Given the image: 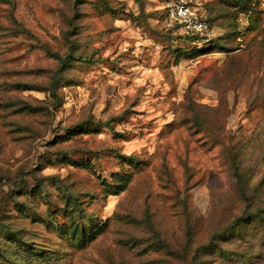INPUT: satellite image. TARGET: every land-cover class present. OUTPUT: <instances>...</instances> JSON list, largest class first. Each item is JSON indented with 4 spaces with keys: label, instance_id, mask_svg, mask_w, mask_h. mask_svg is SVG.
Here are the masks:
<instances>
[{
    "label": "rangeland",
    "instance_id": "obj_1",
    "mask_svg": "<svg viewBox=\"0 0 264 264\" xmlns=\"http://www.w3.org/2000/svg\"><path fill=\"white\" fill-rule=\"evenodd\" d=\"M169 1L0 0V264H264V0Z\"/></svg>",
    "mask_w": 264,
    "mask_h": 264
},
{
    "label": "built area",
    "instance_id": "obj_2",
    "mask_svg": "<svg viewBox=\"0 0 264 264\" xmlns=\"http://www.w3.org/2000/svg\"><path fill=\"white\" fill-rule=\"evenodd\" d=\"M165 27L177 30L200 42L211 38V31L197 0H170L166 5Z\"/></svg>",
    "mask_w": 264,
    "mask_h": 264
},
{
    "label": "trees",
    "instance_id": "obj_3",
    "mask_svg": "<svg viewBox=\"0 0 264 264\" xmlns=\"http://www.w3.org/2000/svg\"><path fill=\"white\" fill-rule=\"evenodd\" d=\"M190 37H192V36H190ZM192 38L195 39V37H192ZM70 59H78V58L73 57V56H70ZM123 186H124V185H123ZM122 189H123V187L119 188L118 190H115L114 194L118 193V192L121 191ZM82 237H86L84 232L82 233Z\"/></svg>",
    "mask_w": 264,
    "mask_h": 264
}]
</instances>
